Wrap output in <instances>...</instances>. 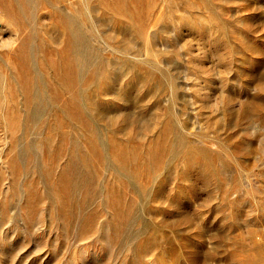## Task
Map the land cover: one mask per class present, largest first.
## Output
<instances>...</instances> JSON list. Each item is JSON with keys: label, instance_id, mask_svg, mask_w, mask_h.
Returning <instances> with one entry per match:
<instances>
[{"label": "rangeland", "instance_id": "rangeland-1", "mask_svg": "<svg viewBox=\"0 0 264 264\" xmlns=\"http://www.w3.org/2000/svg\"><path fill=\"white\" fill-rule=\"evenodd\" d=\"M0 264H264V0H0Z\"/></svg>", "mask_w": 264, "mask_h": 264}]
</instances>
